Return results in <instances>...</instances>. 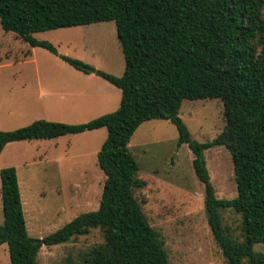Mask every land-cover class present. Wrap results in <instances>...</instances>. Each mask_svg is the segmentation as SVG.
Segmentation results:
<instances>
[{
	"label": "trees",
	"instance_id": "1",
	"mask_svg": "<svg viewBox=\"0 0 264 264\" xmlns=\"http://www.w3.org/2000/svg\"><path fill=\"white\" fill-rule=\"evenodd\" d=\"M264 0H0V22L31 46L60 56L76 69L89 65L59 53L36 32L114 20L124 53L121 76L96 74L121 89L117 109L89 121L45 118L15 129H0V155L14 141L57 138L106 127L98 152L106 178L97 209L81 213L43 237L29 234L15 166L0 170L4 220L0 245L8 244L10 264H38L43 245H55L92 228L104 231L93 249V264H170L165 241L151 225L135 189L146 185L129 144L150 119L171 120L178 144H188L193 167L205 186V209L214 238L229 264H264ZM263 45L256 49L254 39ZM221 98L226 124L211 141L194 138L180 116L184 99ZM223 145L231 153L238 194L219 198L205 150ZM24 205V208H23ZM241 214V235L223 223L222 210Z\"/></svg>",
	"mask_w": 264,
	"mask_h": 264
},
{
	"label": "rangeland",
	"instance_id": "2",
	"mask_svg": "<svg viewBox=\"0 0 264 264\" xmlns=\"http://www.w3.org/2000/svg\"><path fill=\"white\" fill-rule=\"evenodd\" d=\"M35 36L50 40L59 53L96 69L117 76L124 73L125 58L114 20L40 31ZM254 44L260 50L262 37L257 36ZM49 76L57 82L51 85L53 77ZM41 84L49 93L43 100L56 105L48 113L26 111L24 100L30 106L42 103L38 97ZM120 101L121 90L102 76L76 69L46 48L31 46L15 32L5 31L0 22V129H15L27 124L24 121L40 118L86 122L117 109ZM180 116L193 137L202 142L214 139L226 124L221 98L184 99ZM107 134L106 127H101L5 146L0 170L17 168L22 202L29 209L26 216L23 205L30 235H48L99 207L106 175L97 156ZM178 136L176 125L168 119L144 121L134 132L129 147L139 163V176L146 180L135 195L164 239L170 264H229L208 223L205 186L194 171V154L188 144H178ZM205 157L217 197H235L238 188L230 151L213 145L205 150ZM222 216L224 225L240 236L241 214L223 209ZM3 220L0 177V223ZM104 239L101 228H92L67 242L43 245L38 264H93V249ZM254 248L264 252V242L255 243ZM10 263L8 244L3 243L0 264Z\"/></svg>",
	"mask_w": 264,
	"mask_h": 264
},
{
	"label": "crops",
	"instance_id": "3",
	"mask_svg": "<svg viewBox=\"0 0 264 264\" xmlns=\"http://www.w3.org/2000/svg\"><path fill=\"white\" fill-rule=\"evenodd\" d=\"M37 33V32H36ZM35 33V34H36ZM66 62V61H65ZM69 64V63H68ZM69 65H71V64H69ZM72 66V65H71ZM75 68V67H74ZM49 77H53V76H49ZM108 81V80H107ZM52 84L51 85H53L54 83H56L57 82V80H56V77H53V79H52ZM114 85V84H113ZM117 87V86H116ZM117 88H119V87H117ZM120 89V88H119ZM121 90V89H120ZM49 93H48V91H47V88H43L42 87V84H41V87H39L38 88V97H40V99H41V101H42V103L39 105V106H37V105H32V106H30V104L28 105L27 103H26V100H24V105L26 106V108H25V110L26 111H29V112H39V111H46L47 113L48 112H51L52 110H53V108H54V106L56 105L52 100L51 101H48V100H43V98L44 97H46L47 95H48ZM50 107H51V110L49 111V109H50ZM15 119H18V115H15ZM46 119V118H45ZM32 120L33 119H31V120H28V121H24V123H27V124H29V123H31L32 122ZM21 121V120H20ZM34 121V120H33ZM27 124H25V125H27ZM52 139V138H51ZM22 141V140H21ZM15 142V141H14ZM18 173V172H17ZM22 195V194H21Z\"/></svg>",
	"mask_w": 264,
	"mask_h": 264
},
{
	"label": "water",
	"instance_id": "4",
	"mask_svg": "<svg viewBox=\"0 0 264 264\" xmlns=\"http://www.w3.org/2000/svg\"><path fill=\"white\" fill-rule=\"evenodd\" d=\"M87 69L88 71L93 72V73H96V70H97L95 67H92V66L87 67Z\"/></svg>",
	"mask_w": 264,
	"mask_h": 264
}]
</instances>
